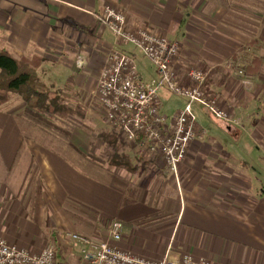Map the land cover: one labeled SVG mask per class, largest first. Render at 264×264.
Listing matches in <instances>:
<instances>
[{
	"label": "crops",
	"instance_id": "1",
	"mask_svg": "<svg viewBox=\"0 0 264 264\" xmlns=\"http://www.w3.org/2000/svg\"><path fill=\"white\" fill-rule=\"evenodd\" d=\"M106 3L121 10L129 24L157 35L165 28L168 10L159 1L155 7L142 0H0V38L5 44L0 49L16 57L41 58L37 73L42 84L59 93L66 108L81 109L85 117L92 114L110 51L132 50L104 25L100 14ZM181 59L173 61L177 71ZM136 60L138 64V56ZM143 72L149 75L142 69L143 81H155V76L145 80ZM16 116L27 130L25 117ZM213 121L222 133L214 135L198 124L204 134L190 144L176 176L160 166L158 157L118 133L116 146L110 135L108 142L115 148L109 149L123 165L110 160L111 170L104 174L93 163L76 162L77 151L69 150L67 142L63 148H51L34 143L46 134L25 140L15 127L8 137L0 125V238L32 252L42 250L30 247L34 236L24 228L29 231L35 225L36 200H51L60 209L76 203L84 206L83 216L86 210L119 221L121 240L115 246L138 258L174 261L188 255L211 264H264V183L258 177L264 170L242 163L245 152L264 157V134L256 132V119L253 133L247 134L223 130ZM5 137L18 142L10 161L5 152L11 150L1 147ZM24 141L28 144L22 146Z\"/></svg>",
	"mask_w": 264,
	"mask_h": 264
},
{
	"label": "rangeland",
	"instance_id": "2",
	"mask_svg": "<svg viewBox=\"0 0 264 264\" xmlns=\"http://www.w3.org/2000/svg\"><path fill=\"white\" fill-rule=\"evenodd\" d=\"M158 1L164 2L165 9L168 10L164 18L165 28L158 36L176 41L179 44L176 58H182L181 69L177 71L172 62V71L185 87L193 85L187 79L186 71L195 69L204 72L205 82L211 83V95L205 93L204 85L202 90L207 97L215 99L219 110L231 118V123L218 121L200 106L195 105L193 112L197 123L214 135L222 132L213 120L220 123L223 130L231 128V131L235 132L236 128L247 134L253 133L251 124L256 119L257 122L259 121L256 132L264 134V65L260 74L251 80L247 79L241 70L243 59L248 57V59L253 57L264 59V0H142L143 3L150 2L155 7ZM106 7L125 17L126 30L129 32L133 33L140 28L147 29L140 24H129L125 14L111 3H106L103 7L101 19ZM153 10L156 9L153 8ZM110 33L112 34L111 31ZM251 41L255 42L254 47L247 48L246 53L239 51ZM4 45L0 38V47ZM129 49L132 47L129 46ZM132 50L129 53L133 52ZM234 54L238 56L237 61H232ZM138 68L140 74L142 69L148 71V76H145L143 72L145 80L150 81L151 76L156 77L153 65L139 54ZM158 98L163 114L168 117L173 116L184 104L183 99L164 88L159 89ZM91 107L92 114L89 116L85 117V114L82 116L83 110L72 108L70 110L74 114L60 118L46 112L27 110L19 97L12 96L7 105L0 109V125L8 137L10 134L13 135L15 127L22 133L21 136L25 140L28 137H34L35 134H38V137L46 134L48 136L45 139L40 142L34 140V143H44L51 148H61L67 142L69 150L77 151L76 162L84 160L85 165L88 161L99 166L102 173L106 174L111 170L109 164L112 158L111 151L99 136L102 134L107 136V141L111 139L110 135L114 131L104 121L98 104L91 103ZM17 113L25 117L27 130L18 124ZM115 134L118 136L119 133L115 132ZM6 139L8 138L5 137L1 147L4 151L11 150L10 153L5 152V160L10 161L12 150L18 142ZM245 141L249 143L247 138ZM25 144L28 143L22 142V146ZM244 155L242 163L245 167H257L258 170H264V157L260 159L246 152ZM159 163L162 166V163ZM115 173L122 172L115 171ZM258 177L264 183V172H259ZM50 201L36 200L35 225L29 231L27 227L24 228L26 233L29 232V235L34 236L30 246L32 249L34 247L44 249L47 245L53 244L57 248L61 261L71 264L72 260L69 259L76 257L78 247L66 239V234L76 233L99 242L108 239L111 222L101 217L97 218L86 210L85 213L88 215L83 216L80 212L84 206L80 207L76 203H71L68 207L62 206L63 209H60ZM48 209L51 211L49 212ZM90 217L96 218V221Z\"/></svg>",
	"mask_w": 264,
	"mask_h": 264
},
{
	"label": "built area",
	"instance_id": "3",
	"mask_svg": "<svg viewBox=\"0 0 264 264\" xmlns=\"http://www.w3.org/2000/svg\"><path fill=\"white\" fill-rule=\"evenodd\" d=\"M102 20L116 40L130 46L155 69L157 79L150 83L141 78L136 59L126 51L112 49L106 66L97 82L96 103L104 121L122 138L158 157L162 166L177 175L190 144L204 131L199 127L193 107L200 106L214 119L231 123V118L219 110L215 99L207 97L203 85L205 73L189 69L187 79L192 86H183L171 69L179 52V44L140 28L133 33L126 30L125 17L108 7ZM164 88L184 100L173 116H165L158 98ZM122 224L112 221L108 239L95 241L76 233L66 234V239L78 247L74 264H211L203 259L185 255L178 260L151 261L120 251L115 243L121 240ZM0 264H64L59 260L57 248L47 245L39 252L9 245L0 238ZM73 264V263H72Z\"/></svg>",
	"mask_w": 264,
	"mask_h": 264
},
{
	"label": "trees",
	"instance_id": "4",
	"mask_svg": "<svg viewBox=\"0 0 264 264\" xmlns=\"http://www.w3.org/2000/svg\"><path fill=\"white\" fill-rule=\"evenodd\" d=\"M254 46L255 42L251 41L245 48L239 51L246 53L247 48ZM131 53L129 54L136 59L138 53L134 50ZM244 55L247 56L246 54ZM248 58L243 59L241 70L242 73L244 72L246 78L253 79L260 74L264 65V59L262 57ZM237 59V54H234L232 56V61H237ZM42 62L43 60L39 57L31 59L16 57L9 51L0 49V109L7 105L12 96H16L23 101L27 110L30 111L46 112L49 115L60 118L74 114L62 103L63 101L59 93L51 92L40 81L37 70L42 65ZM210 86L211 83L206 81L204 87L206 90L205 93L208 95H211ZM111 136L115 138L114 145L116 146L119 140L115 131L111 133ZM106 139L107 137L102 138L103 142L114 149L115 146L108 142V140L106 141ZM111 160L114 161L117 166L123 165V160L119 156L115 155Z\"/></svg>",
	"mask_w": 264,
	"mask_h": 264
}]
</instances>
